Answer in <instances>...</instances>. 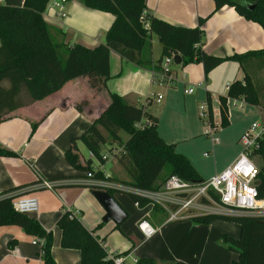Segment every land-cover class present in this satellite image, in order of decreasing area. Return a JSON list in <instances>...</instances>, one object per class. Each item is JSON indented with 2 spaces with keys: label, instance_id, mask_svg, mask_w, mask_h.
<instances>
[{
  "label": "crops",
  "instance_id": "0c3cea01",
  "mask_svg": "<svg viewBox=\"0 0 264 264\" xmlns=\"http://www.w3.org/2000/svg\"><path fill=\"white\" fill-rule=\"evenodd\" d=\"M6 3L20 7L24 0H0V4ZM51 3L44 13V20L52 29L55 42L65 41L69 45L78 44L87 48H95L104 43L105 35L114 21L112 15L90 10L80 1L70 0L65 5L64 16H61L58 11L51 8ZM145 3L148 15L175 26L195 28L201 19H207L203 26L205 37L202 51L208 56L224 58L264 50L263 28L254 22L247 21L234 8L226 6L212 15L214 12L212 0H145ZM60 33H63L64 37ZM156 49L158 54L155 53ZM160 57L161 45L158 38L154 37L152 40L153 62L156 63ZM124 64H126V72L123 71ZM171 68L176 75L175 86L180 80L176 68H180L182 72L183 95L182 93L181 95L184 97L182 100L185 101V114L194 113L197 119L200 118L199 107L207 103L210 97L213 122L219 127H221L220 98L227 97L229 87L234 82H243L247 74L253 79L258 89L263 88L264 83L263 60H254L245 70L237 62L228 61L208 74L205 73L201 63L186 67L173 65ZM160 73L140 68L112 51L110 54L111 78L105 86L98 82L94 87L92 84L95 82L88 76L77 78L68 82L59 92L15 111L1 120L0 148L13 152L18 157H0V194L21 187L1 198L16 200L22 197H34L38 200L37 212L28 217L39 221L46 231L53 234L52 257L56 264H80L81 262V253L78 250L64 249L60 245L61 231L57 222L68 210L80 213L83 226L93 232L108 254L128 252L127 254L133 259H152L157 264H232L233 260L237 259V254L229 251L222 243V237L229 235L238 239L241 232L239 225L220 220L210 225L194 224L190 219L169 221L168 215L161 214L164 212L162 209L158 208L156 211L153 204H150V207L139 208L128 194L122 192H113V197L120 206L125 210L124 205L127 203H123V199L119 198L121 195L117 194H125L133 204L132 207L129 206L130 209L139 213L138 220H147L157 229V234L146 240L139 230L126 229V234L130 235L134 231V237H137L138 243L131 245L133 249L128 243L112 242V239L107 238L109 233L112 230H119L123 224L118 226L112 221L103 222L106 212L93 195L95 191L100 190L96 189L93 192L90 189L93 187L91 186L93 180L87 179L85 174L74 170L65 159V152L70 148L71 141L84 134L101 116L109 105L111 94L124 98L131 105L143 107L148 114L157 118L159 136L166 144L175 145L176 152L182 144L200 136L196 135L198 128L203 129L202 134L208 137V125L201 118L200 120L205 124L204 127L194 124L191 116L177 119L172 115L174 113H170L176 99L172 95L173 91L166 88L170 86L160 83ZM164 87L165 97H168V100L163 103L165 98L155 90L164 89ZM188 89H193V93L185 94V90ZM159 96L162 99L158 102ZM154 102L160 105L158 112L152 110ZM233 107L244 110L240 113H246L247 108L248 114L255 113L254 116L260 121L264 119V106H251L243 99L228 98L226 113L229 126L232 125ZM32 126L35 127V131L37 128L36 132H33ZM249 127H246L241 135ZM125 141L127 140L123 139V142ZM79 143L82 144V142H76V147L80 155L82 151ZM108 143L109 141L107 145ZM217 144L211 142L212 150ZM106 146L103 147L101 155L102 157L109 155V158L104 163L98 162L97 166L94 164L96 159L84 146L89 152L88 160L92 159L96 170L99 166L103 167L106 177L111 176L119 181H128L118 176L119 169H113L111 173H108L106 166L109 159L120 164L116 160L114 151L106 153L104 150ZM113 148L116 147L109 146V150ZM179 154L188 158L203 179L200 175L202 170L193 162L191 150L185 148V151ZM81 162H85L82 157ZM218 173L220 172L216 171L214 175ZM41 180L51 182L53 189L42 187ZM127 214L129 218L130 214L128 212ZM104 224L108 225L105 227ZM12 241H16L17 244L10 249L9 244ZM43 244V240L28 236L19 227H0V264H43L40 257ZM142 244L147 249L140 252L139 246ZM226 252L233 253L234 258H228V254L226 257Z\"/></svg>",
  "mask_w": 264,
  "mask_h": 264
},
{
  "label": "trees",
  "instance_id": "16d2710c",
  "mask_svg": "<svg viewBox=\"0 0 264 264\" xmlns=\"http://www.w3.org/2000/svg\"><path fill=\"white\" fill-rule=\"evenodd\" d=\"M52 1L24 0L20 7L8 3L0 4V122L5 116L59 92L68 82L77 78L88 76L95 82L92 84L94 87L98 82L105 86L111 78L112 51L127 62L156 72L162 71L164 59L177 55L182 59V67L201 63L206 74L228 61L237 62L244 70L254 60L264 61V50L224 58L206 55L202 51V45L205 37L203 26L207 19H201L195 28L175 26L148 15L145 0H78L90 10L114 17L104 43L95 48H87L78 44L69 45L65 41L55 42L52 29L44 20V13ZM212 1V15L228 6L264 30V0ZM144 14H147V17L142 19ZM60 35L64 37L63 33ZM154 37L158 38L161 45V57L156 63L152 59ZM228 98L243 99L251 106H264L263 88L258 89L253 79L246 74L243 82L236 81L229 87L227 97L220 98L223 129L230 125L226 113ZM109 99V105L101 116L84 134L74 138L65 152V159L74 170L85 174L86 177L92 173L94 179H106L103 172L93 167L92 159L81 162L76 147V142H82L98 162H103L101 153L107 145V139L101 128L121 146L122 155L118 162L129 176L128 181H119L111 176L107 180L148 192L159 191L171 176L192 182L204 181L188 158L177 153L175 145L166 144L159 136L157 118L148 114L143 107L131 105L118 95L111 94ZM207 103L210 109L209 121L213 125L210 97ZM138 124L141 127H137ZM121 131L129 136L125 142L119 135ZM256 155L260 158L261 165L255 187L258 198L262 200L264 140L260 142ZM0 157L16 158L18 155L0 148ZM164 171L168 174L162 179ZM20 188L0 194V227H19L28 236L43 240L40 254L42 263L56 264L52 257L53 234L46 231L39 221L16 212L13 208V198H1ZM90 189L93 192L96 190L95 187ZM105 192L114 196L112 191ZM129 196L139 208L152 204L139 196ZM158 208L154 206L156 211ZM70 216L71 213L65 212L57 222L61 231V247L78 250L81 253L80 264H113L107 259L108 253L97 237L83 226L80 217ZM217 220L234 223L241 228L238 239L229 235L222 237V243L228 250L237 254V259L233 260L232 264H264V224L261 223L264 218L207 215L190 219L198 225H210ZM16 244V241L10 242L9 248H14ZM137 264L157 262L152 259H139Z\"/></svg>",
  "mask_w": 264,
  "mask_h": 264
},
{
  "label": "built area",
  "instance_id": "2783aa9c",
  "mask_svg": "<svg viewBox=\"0 0 264 264\" xmlns=\"http://www.w3.org/2000/svg\"><path fill=\"white\" fill-rule=\"evenodd\" d=\"M67 0H53L51 8L58 11V14L64 16V10ZM147 14H144V19ZM145 21V20H143ZM146 27H148L147 21ZM174 64L173 58H166L163 62L162 71L159 75V81L162 85L174 86L176 82L172 71ZM193 89L185 90V94H192ZM162 99L158 98V102ZM209 105L202 104L199 107V116L208 125L207 135L213 144L218 143V139L213 138V133L219 129V126L211 125L209 121ZM137 127H141L140 124ZM264 140V119L253 123L247 131L239 138L242 151L238 158L222 172L214 175L208 180L201 182H192L183 180L177 176L169 177L161 189L157 192L142 191L130 186L115 183L107 180L94 179L92 173L87 175V179L93 180L92 185L100 191L122 192L128 195H136L152 202L169 216V221L181 219H191L196 216H223V217H258L264 218V199L258 198V192L255 187L259 166L255 164L254 159L257 150L260 148V142ZM208 154H205L207 157ZM109 155L103 156L102 160L107 161ZM97 171L103 172V167H98ZM41 186L46 189H53V184L41 180ZM218 200H217V199ZM139 207V205L136 203ZM38 200L34 197H22L13 200V208L16 212L23 215H31L38 210ZM71 213L70 218L80 217L77 211L68 210ZM138 230L148 240L157 234L154 228L147 220L138 223ZM108 260L113 264H137L138 260L131 258L128 254H108Z\"/></svg>",
  "mask_w": 264,
  "mask_h": 264
},
{
  "label": "rangeland",
  "instance_id": "374dc122",
  "mask_svg": "<svg viewBox=\"0 0 264 264\" xmlns=\"http://www.w3.org/2000/svg\"><path fill=\"white\" fill-rule=\"evenodd\" d=\"M204 33H205V31H204ZM155 53L158 54V49L155 50ZM125 65L126 64H124V67H123L124 72L127 71V68ZM176 70L178 71L179 77H180V80H179L177 86H175V85L173 86V87H175V89H172L173 87H166V88H169L171 91H173L172 95L176 99V103L173 104V109H172V112H170V113H174L172 115H174L177 119H179V118L184 119L186 116H191V119H192L194 124L198 125V127H200V125H202L204 127L205 124L200 120L199 117L197 119V116H195L194 113L185 114V101L182 100V99H184V97L182 96L183 91H182V87H181L182 72H181L180 68H176ZM115 83H118V82H115ZM262 85H263V91H264V83ZM6 87H7V85H6ZM186 87L188 88V86H186ZM155 92L161 94L163 96V98H165L162 101L163 103L166 100H168V97H165L166 96L165 87H164V89L155 90ZM181 93H182V95H181ZM137 105H139V104H137ZM159 109H160V105H157V103L154 102L152 110L155 112H158ZM240 111L243 112L244 110H240L238 107H236V108L233 107V109H232L233 113L231 114L232 125L229 126L228 129H224V130H223V128L219 127V129L213 133V138L218 139V142H219L217 145H215L213 147L214 150H212V147H211L210 137L204 136L202 134L203 129L200 130V128H198L196 130V135H200V136L194 138L193 140L185 142L184 144H182L178 148L177 152H179V153L184 152L185 148L191 150V152L193 154V157H192L193 162L197 168H200L202 170L200 175L203 177L204 180H208L211 175L215 174L216 171L221 172L222 170H224L225 167L227 166V164L241 153L242 147H241L240 143L238 142L239 137L241 135V132L243 130H245L246 127L248 128L253 123L260 121L254 116L255 113L248 114L249 109L246 108V113H240ZM244 115H246V117ZM251 115H253V116L251 117ZM164 119L167 120L168 118H164ZM32 128H33V126H32ZM36 131H37V128H36ZM101 131H102L103 135L105 136V138L107 139V141H109V143H108L109 145H107L104 150L106 151V153L114 151L115 155H116V160H119L120 156L122 155L121 146L118 145L117 143H115L112 140V138H110L109 134L105 130L101 129ZM119 135L122 136V138L124 140H127L129 138V136L125 132H122V131L119 133ZM123 139H122V141H123ZM79 145H80V149L82 151V152L80 151L81 152L80 155H82L81 157L85 161H87L89 159V152L84 148V146L81 143H79ZM109 146H112V147L114 146L116 148L109 150ZM110 154L114 155V153H110ZM204 154H208V156L205 157ZM254 162L256 165H258L260 167L261 160L259 157H255ZM94 164H95V166H97L98 161L94 160ZM114 164H115V166H114ZM106 167H107L108 173H111L113 171V169L114 170L119 169V170H117V171H119L118 176L122 177L123 179L129 180V176L126 173V171L123 169L122 166L116 164V162L114 160L109 159L108 165ZM167 174H168V172L164 171L161 175V178L164 179ZM117 195L118 196L121 195V196H119V198L121 197L123 199V201H122L123 203H125V204L127 203L126 205H124V207H125V210H127V212L130 215H129V218L121 226L122 228L120 227L119 230H112L109 233V237H107V238L112 239V242H115V243H118V242L128 243L129 246H131V245L133 246V244L138 243L137 237H134V235H135V234H133L134 231L129 235V234L125 233V230L126 229H128L129 231L130 230H135V231L138 230L137 224L140 221V220H138L139 213L134 209H130L129 206L131 205V207H132L133 204H132V202L128 196H126L125 194H117ZM161 214L163 216H164V214L168 215L166 212H161ZM102 225H103V223H102ZM107 225L108 224H106V225L104 224L105 227ZM132 246L130 247L131 249H133ZM139 249H140V252H143L147 248L144 246V244H142L141 246H139ZM227 254H228V258H231V259L234 258L232 255L233 253L226 252V257H227Z\"/></svg>",
  "mask_w": 264,
  "mask_h": 264
},
{
  "label": "water",
  "instance_id": "95a60500",
  "mask_svg": "<svg viewBox=\"0 0 264 264\" xmlns=\"http://www.w3.org/2000/svg\"><path fill=\"white\" fill-rule=\"evenodd\" d=\"M181 62L182 59L179 55L174 57V63L176 66L181 65ZM93 195L106 212V215L103 218L104 223L112 221L119 226L127 220V212L120 206L112 195L105 191H95ZM261 223L264 224V220Z\"/></svg>",
  "mask_w": 264,
  "mask_h": 264
}]
</instances>
